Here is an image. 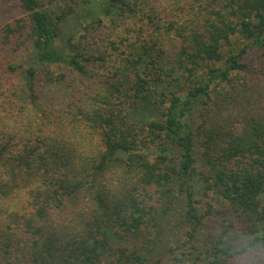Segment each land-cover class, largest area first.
I'll use <instances>...</instances> for the list:
<instances>
[{"label":"trees","instance_id":"trees-1","mask_svg":"<svg viewBox=\"0 0 264 264\" xmlns=\"http://www.w3.org/2000/svg\"><path fill=\"white\" fill-rule=\"evenodd\" d=\"M15 1L0 264H264V0Z\"/></svg>","mask_w":264,"mask_h":264},{"label":"rangeland","instance_id":"rangeland-1","mask_svg":"<svg viewBox=\"0 0 264 264\" xmlns=\"http://www.w3.org/2000/svg\"><path fill=\"white\" fill-rule=\"evenodd\" d=\"M55 3L62 4V0H55ZM21 13L17 11V5L15 0H0V25L5 21H10L15 17H18ZM15 16V17H14ZM14 17V18H13ZM221 206H217L216 209H220ZM228 209V208H226ZM231 212L226 211L225 214L212 216L207 223L208 230L216 231L221 224H228L232 220L230 219ZM234 227L230 228L232 234L242 232L243 227L237 221H232ZM228 264H249V259L245 258H234Z\"/></svg>","mask_w":264,"mask_h":264}]
</instances>
